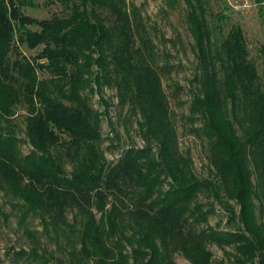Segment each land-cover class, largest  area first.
Segmentation results:
<instances>
[{
  "label": "trees",
  "instance_id": "trees-1",
  "mask_svg": "<svg viewBox=\"0 0 264 264\" xmlns=\"http://www.w3.org/2000/svg\"><path fill=\"white\" fill-rule=\"evenodd\" d=\"M164 1L170 7L177 2ZM184 1L197 64L186 119L199 121L198 134L208 141L215 177L208 183L195 177L192 159L179 152L162 86L170 66L157 65L142 19L126 0H49L67 13L41 20L22 11L33 0H0V189L21 201L23 222L38 216L46 232L66 225L68 210L75 212L80 248L72 264H175L176 254L191 264H210L209 243L237 238L200 227L207 213L197 198L207 188L240 206L243 229L253 240L239 237L243 263L264 264V93L241 28L231 26L214 48L204 1ZM254 3L264 16V0ZM16 41L42 48L31 59L12 60ZM103 87L115 90L120 109L139 117L144 143L112 161L100 150L102 113L89 98ZM100 100L107 114L109 105L102 95ZM20 103L28 113L26 155L11 123ZM65 159L72 164L68 175ZM121 241L131 247L130 256ZM16 256L50 264L37 250Z\"/></svg>",
  "mask_w": 264,
  "mask_h": 264
},
{
  "label": "rangeland",
  "instance_id": "rangeland-1",
  "mask_svg": "<svg viewBox=\"0 0 264 264\" xmlns=\"http://www.w3.org/2000/svg\"><path fill=\"white\" fill-rule=\"evenodd\" d=\"M128 8L135 9L142 19L146 34L151 40L157 65L168 64L170 72L162 77V86L169 100V114L174 123L179 152L192 159V173L197 179L204 182H214L215 177L209 164V146L207 139L198 134L201 127L199 121L194 124L186 119L193 95L196 94V59L193 55V41L186 21L187 5L184 0H177L168 6L164 0H126ZM205 16L211 29L213 47L217 48L225 39L229 29L234 24L238 25L243 33L247 59L253 64L258 75V84L264 93V16L260 15L254 0H203ZM24 14L35 19H47L52 15H63L67 11L60 3H51L49 0H33V6L22 8ZM29 49L25 44L15 42L11 59H31L40 50ZM218 67V77L222 80L223 74ZM96 71V68H93ZM47 74H40V78ZM92 86L95 89V84ZM176 93V94H175ZM89 95V94H88ZM108 103L106 106L100 97ZM91 106L102 113L101 116V143L100 150L108 161L117 159L123 150L128 148H141L144 143L140 137L137 121L126 107L120 109L117 105L115 90L103 87L102 94L89 95ZM230 109V104L228 110ZM26 106L23 103L16 105L11 123L15 129V137L20 141L18 150L21 155H26L31 150L25 134ZM235 128H237V125ZM65 140L67 137L63 136ZM57 147L54 151H63ZM66 174H70L72 164L65 159ZM167 179L162 186L168 189ZM208 187V185H207ZM209 188L199 193L197 202L202 211H206L207 220L200 223L201 228L210 226L237 238L231 244L209 243L207 250L212 257L210 264H244V256L239 245L245 236L249 242L253 241L243 229L240 221V206L232 200H227L223 193L220 199L215 198ZM229 205V209L224 205ZM21 201L12 196L6 189H0V264H30L25 258H19L16 253L23 250L30 253L37 250L40 254L50 258V264H72L74 253L80 248V227L75 223V212L67 211L66 225H61L55 230L46 232L38 216L28 215L26 220H21ZM106 208H109L107 205ZM96 219L100 221L101 213L93 209ZM127 233V232H126ZM130 232H128L129 234ZM127 234V235H128ZM118 237L114 238L117 239ZM123 253L131 254V247L121 241ZM175 264H191L181 254L174 256ZM247 261V260H246ZM256 262V260H255ZM129 263L131 259H129ZM250 264V261L246 262Z\"/></svg>",
  "mask_w": 264,
  "mask_h": 264
}]
</instances>
